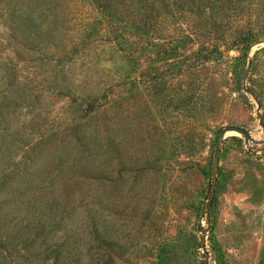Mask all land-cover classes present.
Wrapping results in <instances>:
<instances>
[{
    "label": "rangeland",
    "instance_id": "obj_1",
    "mask_svg": "<svg viewBox=\"0 0 264 264\" xmlns=\"http://www.w3.org/2000/svg\"><path fill=\"white\" fill-rule=\"evenodd\" d=\"M0 264H264V0H0Z\"/></svg>",
    "mask_w": 264,
    "mask_h": 264
},
{
    "label": "water",
    "instance_id": "obj_2",
    "mask_svg": "<svg viewBox=\"0 0 264 264\" xmlns=\"http://www.w3.org/2000/svg\"><path fill=\"white\" fill-rule=\"evenodd\" d=\"M229 130H235L237 132L242 133L247 140H250L252 138L250 132L248 130H246L244 127H241V126H230L228 128H224L222 130V132L220 133V136H219V139H218V142H217V148H216V160H217V162L219 160L218 155H219V152H220V144L222 143L223 136Z\"/></svg>",
    "mask_w": 264,
    "mask_h": 264
}]
</instances>
